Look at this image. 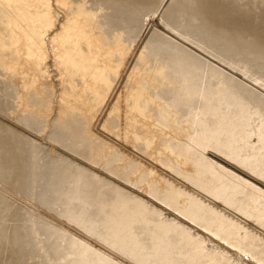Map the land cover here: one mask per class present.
I'll list each match as a JSON object with an SVG mask.
<instances>
[{
	"label": "bare ground",
	"instance_id": "1",
	"mask_svg": "<svg viewBox=\"0 0 264 264\" xmlns=\"http://www.w3.org/2000/svg\"><path fill=\"white\" fill-rule=\"evenodd\" d=\"M235 1L0 0V264H264V1Z\"/></svg>",
	"mask_w": 264,
	"mask_h": 264
},
{
	"label": "rangeland",
	"instance_id": "2",
	"mask_svg": "<svg viewBox=\"0 0 264 264\" xmlns=\"http://www.w3.org/2000/svg\"><path fill=\"white\" fill-rule=\"evenodd\" d=\"M246 1H247V0H246ZM246 1H245V0L243 1L244 4L247 3ZM250 1L253 2V3H251ZM250 1H249V3H251L252 6H249L250 4H248V5L245 4V5H244L243 2H241V0H240L241 4H243L244 6L247 5V6H246L247 9H250L251 7H253V8H251V9L256 13V12L259 10L260 7H257L256 5H253V4L257 3V1H256V2H255L254 0H250ZM258 1H259V0H258ZM260 1H261V0H260ZM260 1H259V4L261 3ZM262 1H264V0H262ZM238 2H239V1H238ZM238 2H237V0L235 1V3H238ZM254 2H255V3H254ZM262 4H263V2L261 3V7H262V8H260V9L263 10V9H264V8H263L264 6H263ZM243 5H242V6H243ZM257 5H258V3H257ZM236 6L239 7V6H240L239 3L236 4ZM242 6H241L240 8H242ZM248 6H249V8H248ZM255 7H257V8H255ZM243 8H245V7H243ZM254 8H255V9H254ZM255 10H256V11H255ZM262 10H261V12H262ZM263 11H264V10H263ZM258 12H259V11H258ZM258 12H257V13H258ZM259 13H260V12H259ZM207 68H208L209 70H211L212 72H213V70H214V69H213V66H208ZM218 73H220V71H219ZM215 75H216V73H215ZM218 77H219V79L221 78L220 76H218ZM253 93L255 94V103H258V105L262 106V108L264 109V97H263V98H260L255 92H253ZM251 109H252V113H253L252 115H254L255 106H254V108H251ZM252 115H251V118H250L249 121H252ZM256 121H258V119H256V117H254V123H256ZM254 123H250V125H252V131H254V133H256V127H258V125H260V123H258V125H254ZM263 145H264V143H263ZM6 195L9 197V194H6ZM19 198H20V197H19ZM4 214L6 215L7 213H4ZM7 225H8V224H7ZM20 263H21V262H20ZM24 263H26V262H23V264H24Z\"/></svg>",
	"mask_w": 264,
	"mask_h": 264
},
{
	"label": "snow or ice",
	"instance_id": "3",
	"mask_svg": "<svg viewBox=\"0 0 264 264\" xmlns=\"http://www.w3.org/2000/svg\"><path fill=\"white\" fill-rule=\"evenodd\" d=\"M52 3H53V7L55 8V0H52ZM62 22V21H61ZM58 28V26H57ZM11 237H8V245L11 247Z\"/></svg>",
	"mask_w": 264,
	"mask_h": 264
}]
</instances>
